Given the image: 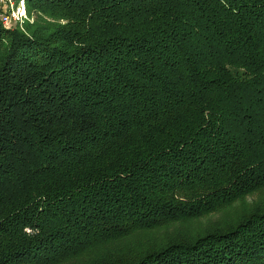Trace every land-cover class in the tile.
I'll list each match as a JSON object with an SVG mask.
<instances>
[{
    "label": "trees",
    "instance_id": "obj_1",
    "mask_svg": "<svg viewBox=\"0 0 264 264\" xmlns=\"http://www.w3.org/2000/svg\"><path fill=\"white\" fill-rule=\"evenodd\" d=\"M0 21V264H264V0H24Z\"/></svg>",
    "mask_w": 264,
    "mask_h": 264
},
{
    "label": "rangeland",
    "instance_id": "obj_2",
    "mask_svg": "<svg viewBox=\"0 0 264 264\" xmlns=\"http://www.w3.org/2000/svg\"><path fill=\"white\" fill-rule=\"evenodd\" d=\"M24 20L32 21V18H28L27 15L23 16L19 21L13 22L10 27H21ZM257 208L264 209V188L216 212L191 220L173 222L155 230L139 232L121 240L119 243L121 245L147 247L167 239L195 238L210 230L224 229V227L237 222L243 214Z\"/></svg>",
    "mask_w": 264,
    "mask_h": 264
},
{
    "label": "built area",
    "instance_id": "obj_3",
    "mask_svg": "<svg viewBox=\"0 0 264 264\" xmlns=\"http://www.w3.org/2000/svg\"><path fill=\"white\" fill-rule=\"evenodd\" d=\"M26 16L24 0H0V21L5 27Z\"/></svg>",
    "mask_w": 264,
    "mask_h": 264
}]
</instances>
